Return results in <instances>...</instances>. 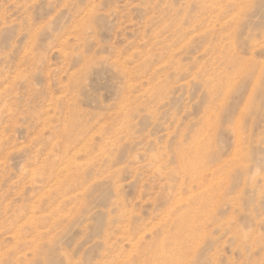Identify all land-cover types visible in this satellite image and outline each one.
<instances>
[{"label":"rangeland","instance_id":"1","mask_svg":"<svg viewBox=\"0 0 264 264\" xmlns=\"http://www.w3.org/2000/svg\"><path fill=\"white\" fill-rule=\"evenodd\" d=\"M0 264H264V0H0Z\"/></svg>","mask_w":264,"mask_h":264}]
</instances>
